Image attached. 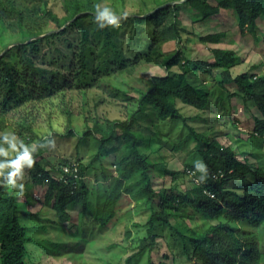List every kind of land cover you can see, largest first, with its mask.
Listing matches in <instances>:
<instances>
[{"label":"trees","instance_id":"obj_1","mask_svg":"<svg viewBox=\"0 0 264 264\" xmlns=\"http://www.w3.org/2000/svg\"><path fill=\"white\" fill-rule=\"evenodd\" d=\"M35 1L25 7L20 0H0V36L17 29L23 34L22 42L0 56V131L11 125L7 117L9 111L27 102H34V105L53 96H64L69 89L86 91L84 83L93 74L96 75L93 77L95 81H101L105 89L102 88L112 98L131 101L135 98L132 91L137 90L139 108L129 119L86 114L89 127L83 135H74L77 138L76 147L63 164L55 167L57 172L54 167H46L38 156L42 144L52 142L55 137L64 138V134L50 131L40 135L30 119L24 116L19 120V131L17 133L16 129H12L13 133L18 134V138L26 144L37 142V151L33 154V167L28 168V180H22L25 194L22 202L16 189L0 184V264H30L31 261L27 260L32 254L29 244L42 247L43 254L60 259L68 254L75 262L88 264L83 254L87 253L84 249L88 248L92 239L87 236L90 227L96 225L100 232L105 231L107 224L116 218L118 205L124 198L134 199L149 212L148 220L141 224L146 227V235L140 239L138 250L126 257L124 264H132L136 257L144 253L148 254L149 264H175L172 244L180 247L191 264H264V164L257 157L260 155H256L257 151L253 149L236 148L233 143L225 144L210 134L197 131L177 105V100H180L197 109H205L211 100V90L205 82L206 77L201 76L211 74L213 79H217L221 95H227L229 101L237 95L244 101L254 102L258 113L254 114L253 127L245 136L259 138L262 144L264 73L247 70L233 75L231 68L242 59L236 49L221 45L226 36V31L221 30L199 35L209 55L199 51L191 58L178 45L167 54L163 66L170 70L178 65L180 71L148 79H133L126 75L132 70V61L118 34L125 22L133 20L148 23L151 27L155 44L152 45L153 51L170 40H178L184 45L185 38L178 19L179 8L183 7L190 8L199 21L222 13L223 9H230L234 12L241 35L250 33L257 37L264 0H221L216 3L212 0H185L160 7L143 17L121 16L119 27L106 26L103 29L95 21V5L104 7L106 0H63L62 16L49 6L48 0ZM169 1L173 0H156V5ZM149 10L145 9L141 14ZM48 21L54 27L48 25ZM70 31H76L79 38L71 39L68 36ZM45 32L48 33L38 37ZM42 44L48 45L46 54H42ZM147 57V60H153L152 56ZM216 68L221 69L219 77L215 76ZM232 87H235L233 91ZM147 105L151 107L150 114L146 113ZM224 107L225 112L232 109L229 105ZM138 114L151 116L150 121L145 120L144 124L145 128L154 126L149 141H144L143 134L135 128ZM218 116L222 117V114ZM233 120L237 127L236 118ZM177 121L186 127L187 134L181 140L178 137L175 149L189 144L192 139L197 140L207 168L197 180L195 177L192 179L188 189H183L178 180L169 186H158L155 178L161 173L168 172L174 176L179 170L172 171L158 165L152 158L153 152L148 153L143 147L149 148L152 137L159 139V133ZM1 132L0 135H3ZM69 133L73 134V131L70 129ZM85 139L93 143L89 151L94 155L88 164L78 157V145L85 143ZM115 140L121 143V147L112 149L116 151V169H107L106 156ZM253 145L256 146L255 143ZM8 158L11 155L0 156V161ZM96 163L103 168L101 172L107 180L103 183L107 186L93 191L83 176ZM156 168L160 169V174L155 176L152 172ZM195 169L190 165L184 172L198 173ZM230 178L240 180L242 187L228 186ZM38 183L44 188L43 198H40L43 189L33 187ZM32 188L33 193L30 192ZM37 203L53 211V215L44 216L51 221L49 224H27L26 220L30 217L42 220L39 212L32 208ZM78 205L83 209H76ZM88 214L92 215L89 218L92 222L87 218ZM174 218L179 221L174 223ZM195 218L199 220V225L184 222L195 221ZM67 221L72 223L66 225L64 222ZM57 225H63V230L53 239L44 236L36 238L33 233V229L46 232ZM66 227L68 232L64 230ZM130 234L127 231V236ZM69 236H79L80 240L68 242L66 237ZM39 258L33 264H39Z\"/></svg>","mask_w":264,"mask_h":264},{"label":"rangeland","instance_id":"obj_2","mask_svg":"<svg viewBox=\"0 0 264 264\" xmlns=\"http://www.w3.org/2000/svg\"><path fill=\"white\" fill-rule=\"evenodd\" d=\"M20 1L23 2V6L25 7L37 2L35 0ZM48 1L49 6H51L60 16L64 14V10L62 8L63 0ZM218 1L221 0H212V3H216ZM166 3L167 2L162 3L161 5H156V0H106L105 6L110 7L113 11L117 10L118 12H125L127 13L126 16H124L122 13H119L118 15L127 17L139 15L146 16ZM145 9L150 10L141 14V11ZM179 9L178 19L183 30V36L186 40L185 41L183 38L185 42L184 45H181L182 43L178 40H170L160 44V48L153 51L154 46L152 45L155 44L153 42L151 27L148 23H136L133 20H128L124 23L125 26L119 31L118 34L122 39V46L126 51V54L132 61V70L126 72L128 77H132L133 79H148L155 75L165 76L169 74L171 75L173 71H180L181 68L178 65L173 66V68L170 70L163 66V61L167 54L175 50L179 45L184 50V53L186 50V54H188L187 56L191 58L194 57L199 51L203 54L209 55V52H207L206 49V44L200 42L201 39L199 38V35L206 33V31L215 32L221 30L226 31L225 40L221 43V45L236 49L237 54L242 59L240 63L231 68L233 75L247 70L261 74L264 73V40H262L264 36V13L260 19V22H258L259 26L257 37H255L250 33L241 35V32L237 26L234 12H232L230 9H223L222 13L220 12L216 15L206 17V19L202 18L204 20L200 21L196 17L195 13L190 10V8L184 9L181 7ZM169 17L170 15L168 18ZM69 22L70 21H68L63 27H65ZM47 24L51 27H54L53 23L49 21ZM235 26L236 28L233 29ZM70 32L71 33H68V36L71 39L79 38V35L76 31ZM46 33L48 32L43 34ZM22 35L23 34H21L17 29L10 30L3 36H0V54L4 51H7L15 44L22 42ZM20 38L22 39L19 40ZM8 46L9 48L5 50ZM47 51L48 45L42 44V54H46ZM147 55L152 56L153 60H147ZM129 65L131 66V64ZM214 71L216 77L221 75V69L216 68ZM93 75L96 76L95 74ZM94 76L84 83V85L87 86L85 89L86 91H80L79 89H69L64 96H53L46 101H38V103L34 105V102H27L21 105L18 109H14L15 111H9L7 117L9 124L11 125L6 130L2 132L0 131L1 134L13 133L12 129H16L18 133L20 124L19 120H21L24 116L30 119L29 121L31 122L32 126L39 131L40 135L47 134L50 131L51 133H63L64 138L55 137L52 142L42 144L40 148V155L38 156L46 167H54L53 169L55 172H57L55 167L63 164L64 159L67 158L72 149L76 147L77 138L74 135H83V132L89 127L86 114H90L92 116L97 115L101 118L107 117L110 119H129L130 116L139 108V92L137 90L132 91V94L135 97L133 100H118L109 96V93L104 91V84L99 80L95 81V78H93ZM204 76L206 77L204 79L207 83V87L211 90V100L205 109H197L191 105L184 104L180 100H177V105L188 117V122L194 126L197 131L204 134H210L212 137H215L217 140L225 144L233 143L236 148L240 146L241 148H248L249 150L253 149V151H257L256 155H260L257 157H259L261 163L264 164V140L261 144L259 138L253 137L252 139L251 137L248 138L245 136L249 132V129H252L253 127L254 114L258 113V109L254 102L248 100L244 101L237 95L233 96L231 101H229V99L226 97L227 95H221V89L217 86V79H213V75L211 74H204L201 77ZM231 89L233 91L235 87H232ZM225 105H229L232 107V109H227L225 112ZM146 113H151V107L148 105L146 108ZM219 113L222 114V117L218 116ZM138 115L139 121H137L138 123L136 124L135 128L141 135L143 134L142 137L144 141H147L148 137L153 135L152 130L154 129V126L145 128L144 124H146L145 120L150 121L151 116L144 115L142 117V114ZM233 118H236L235 124L238 128L234 126ZM70 129L73 131V134L69 133ZM164 130L165 131L159 133V139L152 137L149 148L143 145L144 151L148 153L153 152L152 158L156 159L158 165L163 167L165 166L172 171H179L178 174L173 176L168 172L160 174V169L156 168V170H153L152 174L155 176L158 174L160 175L159 177L155 178V182L158 186L162 184L169 186L172 182L174 183L178 180L180 182V186L183 189H188L192 185V179H194V177L195 179L198 178L200 173H202V171L197 168V164H204L197 140L192 139L189 144L175 149V145L178 142V137L181 140L186 136V127H183L181 121H177L176 124L172 126L167 125ZM228 135H231L232 138H230ZM233 138L235 140H232ZM236 142L238 144H235ZM254 143L256 146L253 145ZM92 145L93 143L88 139H85V143L78 145L80 150L78 157L81 159V162L85 164L90 163L91 157L94 155V153L89 151V148ZM115 147H121V143L116 140L115 142L111 143L110 153L108 156H106L107 158L105 160L107 164L106 167H108L107 169L111 167L116 169L114 160V154L116 151L112 150ZM190 165L194 166V168L198 170V173L197 171L184 172V169L186 167H190ZM101 170H103L101 164L96 163V165L89 168L83 176L93 191L103 190L107 186L103 183L107 182V180L102 175ZM22 172L24 174L23 180H26L29 175L27 166L22 169ZM227 185L238 189L242 187V182L240 180H233L230 178L227 180ZM33 187H40L43 189V193L40 197L43 198L45 191L40 183ZM34 188H32L30 192L33 193ZM16 191V193L19 195V200L22 202V200H24L23 197L25 194H20L18 189H16ZM92 198H94V196H92ZM32 208L33 210L39 212V216L42 218V220H37L35 217H30L26 220L28 225L38 226L40 223L49 224L51 222L48 219H44V216L46 215H53V211L49 210L47 206L42 205L40 207L37 203L35 206H32ZM76 209L80 211L83 209V207L78 205ZM72 211L74 212V210ZM87 216L89 219L92 215L88 214ZM148 218L149 212L146 208L138 205L132 198H124L118 205V213L116 218L107 224L105 231L102 230L100 232L96 225L91 226L92 224H90L91 227L87 236L92 237V239H90L88 242V248L84 249L85 251L87 250V253L83 254L86 263L124 264L126 257L138 250L140 239L146 235V227L141 224L147 221ZM82 221L83 220H81V222ZM173 221L174 223H177L179 219L174 218ZM184 222L189 225H193L194 223L196 225L200 224L199 220L196 218L195 221L191 219V221L185 220ZM64 223L68 225L69 223H72V221H67ZM59 226L60 225H57L56 228H50L46 232L33 229V233L36 238L44 236L49 239H53L56 237V235L60 234L61 230H63V227ZM158 229H162L161 226H158ZM64 230L67 232L69 231L67 227ZM127 231L131 232L130 236H127ZM66 240H68V242H77L80 240V238L79 236H69L66 237ZM160 241L163 244V241ZM114 243L115 245H113ZM28 246L29 251L32 252L31 257L27 258V260L31 261L30 264H33L37 257H40V261L38 262L39 264H79L75 262L74 259L70 258L68 254L67 256H64V258L60 259L49 254H43V252H41L43 249L39 245L36 246L29 244ZM172 247L176 256L175 264H191L188 258L182 254L179 246L176 247V245L172 244ZM121 248H126V250L124 251ZM160 249L158 251L161 253ZM92 250L96 252H92ZM132 264H149L148 254L144 253L136 257Z\"/></svg>","mask_w":264,"mask_h":264},{"label":"clouds","instance_id":"obj_3","mask_svg":"<svg viewBox=\"0 0 264 264\" xmlns=\"http://www.w3.org/2000/svg\"><path fill=\"white\" fill-rule=\"evenodd\" d=\"M95 21L101 29L106 26L119 27L121 23V15H118L110 7H101L100 4L95 5ZM124 16L127 13H123ZM37 151V142L25 143L23 139L18 138L14 133H4L0 135V156L10 157L0 161V184L7 185L12 189H18L20 194L24 192L23 180L24 174L22 169L32 168L35 160L34 153ZM14 154V155H13ZM197 168L206 172L207 168L203 163H198ZM203 179V177L201 178Z\"/></svg>","mask_w":264,"mask_h":264},{"label":"water","instance_id":"obj_4","mask_svg":"<svg viewBox=\"0 0 264 264\" xmlns=\"http://www.w3.org/2000/svg\"><path fill=\"white\" fill-rule=\"evenodd\" d=\"M183 1H185V0H176V1H172V2H167L166 4H164V5H162L161 7H163V6H165V5H168V4H175V3H178V2H183ZM139 16H144V15H139ZM45 34H41V35H39L38 37H41V36H44ZM11 47V46H10ZM9 48V46L5 49V50H7ZM4 52H6V51H4ZM4 52H2L1 54H0V56L4 53Z\"/></svg>","mask_w":264,"mask_h":264}]
</instances>
